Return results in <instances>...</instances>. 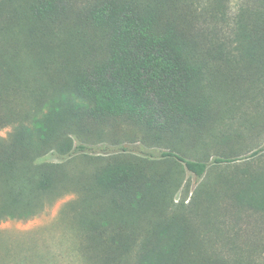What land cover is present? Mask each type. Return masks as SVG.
I'll return each instance as SVG.
<instances>
[{
	"label": "trees",
	"instance_id": "1",
	"mask_svg": "<svg viewBox=\"0 0 264 264\" xmlns=\"http://www.w3.org/2000/svg\"><path fill=\"white\" fill-rule=\"evenodd\" d=\"M179 2L91 0L80 10L73 0H31L29 14L44 29L41 37L26 39L29 61L0 52V129L9 121L17 122L7 139L0 138V221L34 215L44 195L66 185L61 164L33 163L46 151L71 156L69 134L85 119H123L155 138L208 131L216 120V100L205 92L208 57L180 31L172 15ZM73 16L88 27L90 38H81L78 31L77 59L62 57L48 46L53 26ZM249 22L237 34L238 50L251 66L264 68V16ZM262 152L257 150L253 156ZM161 157L174 159L197 178L212 165L227 166L238 160L225 154L207 163L171 151ZM93 182L98 190L125 203L124 211L142 205L144 193L156 184L142 164L128 161L106 165ZM219 185L238 205L264 212V170ZM158 186L163 187L161 182ZM119 213L128 220L124 212ZM92 228L96 230L93 224ZM189 233L177 218L162 221L153 232L159 238L141 242L136 264H257L243 253L230 258L192 254L188 249L194 244L185 239ZM107 242L118 244L120 251L105 264L114 260L121 264L127 239ZM247 248L242 250L249 254Z\"/></svg>",
	"mask_w": 264,
	"mask_h": 264
},
{
	"label": "rangeland",
	"instance_id": "2",
	"mask_svg": "<svg viewBox=\"0 0 264 264\" xmlns=\"http://www.w3.org/2000/svg\"><path fill=\"white\" fill-rule=\"evenodd\" d=\"M90 1L73 0V4L81 10ZM30 2L0 0V52L22 62L30 58L26 39L41 37L44 29L31 18ZM263 3L181 0L172 15L182 34L208 57L205 92L216 100V120L202 134L185 131L155 138L123 119H85L69 134L71 156L46 151L33 163L61 164L68 181L44 195L34 215L0 221V264H105L120 251L118 244L107 242L112 238L127 239L121 264H136L141 242L159 238L154 229L173 217L189 228L185 239L194 244L188 249L192 254L230 258L243 253L264 264V212L238 205L219 185L264 170V152L253 156L264 149V68L251 66L240 56L237 37L242 25L264 16ZM53 27L48 46L62 57L77 59L80 53L74 40L78 31L81 38L87 35L90 40L88 27L74 16ZM15 125L17 122L9 121L2 127L0 138L7 139ZM169 151L207 163L225 154L238 160L227 166L212 165L197 178L174 159L161 157ZM126 161L142 164L148 179L156 182L151 192L144 193L145 202L131 211H124L125 203L98 190L93 182L106 165ZM245 247L249 254L242 250Z\"/></svg>",
	"mask_w": 264,
	"mask_h": 264
}]
</instances>
